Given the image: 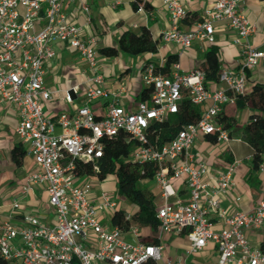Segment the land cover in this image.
Segmentation results:
<instances>
[{
    "label": "built area",
    "instance_id": "built-area-1",
    "mask_svg": "<svg viewBox=\"0 0 264 264\" xmlns=\"http://www.w3.org/2000/svg\"><path fill=\"white\" fill-rule=\"evenodd\" d=\"M81 0H0V108L15 107L19 121L15 133L33 156L38 170L29 174L24 191L43 185L48 201L56 211V222L46 225L27 214L21 220L0 222V253L12 264H157L162 258L164 243L129 242L122 237L123 229L111 226L109 213L119 207L118 198L109 190L98 191L82 165L93 163L99 171L98 159L103 156L106 136L129 134L135 142L131 153L134 160L154 161L160 166L155 180L161 186L164 206L157 217L163 232L180 234L187 231L188 253L202 250L209 241L216 243L215 264H261L264 252L254 247L247 231L264 225V191L261 200L249 211L226 215L219 210L220 193H228L235 185L233 167L221 172L214 182L205 179L207 165L198 161L194 147L202 135H216L218 141H229L230 131L218 120L237 95L245 94L248 72L264 66V49L252 44L257 31L244 12L243 0H215L206 8L193 28L182 23L188 10L180 0H165L172 25L162 33L166 42L183 48L195 39L215 41V23L225 22L236 31L235 42L241 46L239 69L221 68L219 81L224 86L209 88L207 73L202 68L182 72L176 62L170 74L149 61L143 68V80L150 94L135 110L120 103L121 93L114 94L107 112L98 116L91 102L108 94L105 75L97 70V49L92 40L83 36V26L70 21L66 5ZM90 20V7L82 4ZM64 42L75 48L80 58L93 71L87 77L88 102L73 113L63 112L50 117L44 100L53 98L54 90L45 83L47 65L57 51L55 43ZM66 99L73 101V92ZM201 107V117L183 126L168 143L159 146L148 128L179 111L184 93ZM263 160L259 170L264 173ZM182 179L187 186V201L171 202L176 194L174 182ZM211 213L218 214L225 226L216 229ZM138 234L139 229L132 227ZM94 234L95 245L87 240ZM166 264H193L188 260Z\"/></svg>",
    "mask_w": 264,
    "mask_h": 264
},
{
    "label": "crops",
    "instance_id": "crops-1",
    "mask_svg": "<svg viewBox=\"0 0 264 264\" xmlns=\"http://www.w3.org/2000/svg\"><path fill=\"white\" fill-rule=\"evenodd\" d=\"M135 1L137 0H81V2H69L66 5L70 21L83 26V36L93 41L97 49V70L105 75L104 87L108 94L91 102L98 116L107 112L117 92L121 93L119 97L121 104L131 110L137 108L142 100V92L147 88L143 80V68L149 61L164 66L171 58V71L177 62L182 72H189L196 68L207 67L208 53L214 49L220 68H240L241 46L235 42L236 31L227 23H215L214 42L195 39L192 46L183 48L177 43L162 39L163 31L172 25L165 0H139L148 5L139 8L134 6ZM180 1L189 13L182 27L190 29L202 18L205 9L212 6L215 0ZM82 4L90 7V20L87 19ZM243 8L247 17L257 27V31L252 36L253 46L264 49V0H243ZM144 28H149L153 39L157 42L156 51L138 55L123 51L117 55H107L102 52L104 48L118 47L124 32L134 31L140 34ZM55 48L57 55L48 63L45 78L46 85L54 90V95L52 99L43 101L46 113L53 118L63 112L73 113L88 102L86 81L93 71L80 58L75 48L64 42L55 43ZM259 83L264 84V66L248 72L244 95L251 93L254 86ZM206 85L209 88L224 86L214 77L207 78ZM76 86L78 88L76 92H73V101L69 102L66 95ZM223 112L234 120L229 128L230 140L214 141L210 139V135H202L197 139L194 151L198 161L207 165L208 173L205 179L210 182H214L221 172L233 167L235 185L229 189L228 193H220L218 196L219 210L224 211L226 215H231L237 211H249L261 200L264 191V173L254 166L255 149L244 138V129L256 110L245 102L242 106L229 103ZM18 121L19 114L15 107L0 108V222L9 219L19 221L25 215L33 214L50 226L56 222L57 216L55 209L48 201V193L44 186L33 185L27 192L24 191L29 174L38 170V165L15 133ZM19 146L25 150V154L17 160L15 149ZM87 175L82 176L81 180L92 181L93 178H98L95 185L98 191L103 189L105 180H101L96 175ZM142 184L155 193L158 209L164 206L166 199L162 196V189L158 182L155 179H146L142 181ZM174 187L176 194L171 196L169 201H187L189 192L183 180H176ZM118 201V208L125 209L128 214H133L138 209L136 204L122 202L119 198ZM113 214L114 212L109 213L108 220L105 218L103 221L113 226L111 223ZM211 217L216 221L217 230L225 226V221L218 214L211 213ZM132 227L139 229L138 234ZM122 237L133 243L139 241L164 243L162 258L157 264L176 263L183 260L193 264H215L218 258V249L213 241H209L199 252L188 253L190 239L187 231L176 234L163 232L161 227L154 229L151 226L131 225L130 228L123 229ZM247 237L254 247L264 252V225L259 229L248 230ZM87 243L95 245L94 234ZM95 264L106 263L95 262Z\"/></svg>",
    "mask_w": 264,
    "mask_h": 264
},
{
    "label": "trees",
    "instance_id": "trees-1",
    "mask_svg": "<svg viewBox=\"0 0 264 264\" xmlns=\"http://www.w3.org/2000/svg\"><path fill=\"white\" fill-rule=\"evenodd\" d=\"M134 6L147 7V3L135 1ZM157 42L153 39L149 28H144L142 32L126 31L119 40L118 47H108L102 49L107 55H117L120 51L138 55L145 52H154L157 50ZM172 59L169 58L164 66H160L164 74H170ZM207 73V78L214 77L219 79L221 68L219 66L217 53L214 49L208 53V66L202 68ZM150 89L145 88L142 92V100L148 98ZM249 103L255 110L244 129V138L255 149L253 162L254 166L259 169L263 160L264 152V84H256L253 91L246 95H237L236 103L239 106ZM201 117V107L193 103L187 93L179 105V111L170 115L163 121H157L151 124L148 131L151 133L153 141L162 146L171 141L178 132L188 123L196 122ZM218 120L223 127L228 129L233 125L234 120L224 112L218 115ZM211 140H218L216 135H211ZM129 134L120 132L118 135L106 136L102 139L104 143L103 156L97 161L100 170L94 171L93 163L82 165L83 172L96 175L101 180H105L113 174L117 177V186L119 195L124 197L128 202L138 206L137 211L128 214L125 209L118 208L112 218L113 226H119L122 229H128L131 225L151 226L154 229L160 227V220L157 217L158 207L156 204L155 193L142 184L143 180H154L155 175L160 170L158 163L154 161L134 160L131 157L133 149L136 147L135 142H128ZM25 154V150L19 146L15 149V156L20 160ZM0 264H12L5 259L0 253ZM71 264H79L76 258Z\"/></svg>",
    "mask_w": 264,
    "mask_h": 264
},
{
    "label": "rangeland",
    "instance_id": "rangeland-1",
    "mask_svg": "<svg viewBox=\"0 0 264 264\" xmlns=\"http://www.w3.org/2000/svg\"><path fill=\"white\" fill-rule=\"evenodd\" d=\"M97 179L98 178H93L92 181L95 183V181H97ZM102 188L105 190H109V191L113 192L119 198L120 201H122V202L127 201L124 197L119 195L118 186H117V177L115 175H113V174L109 175L105 179L104 186Z\"/></svg>",
    "mask_w": 264,
    "mask_h": 264
}]
</instances>
